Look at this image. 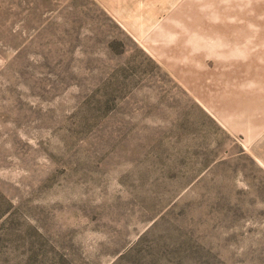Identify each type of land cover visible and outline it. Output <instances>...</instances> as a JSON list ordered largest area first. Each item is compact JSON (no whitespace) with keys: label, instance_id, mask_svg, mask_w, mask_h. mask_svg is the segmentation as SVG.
<instances>
[{"label":"rangeland","instance_id":"obj_1","mask_svg":"<svg viewBox=\"0 0 264 264\" xmlns=\"http://www.w3.org/2000/svg\"><path fill=\"white\" fill-rule=\"evenodd\" d=\"M0 264H264V0H0Z\"/></svg>","mask_w":264,"mask_h":264},{"label":"crops","instance_id":"obj_2","mask_svg":"<svg viewBox=\"0 0 264 264\" xmlns=\"http://www.w3.org/2000/svg\"><path fill=\"white\" fill-rule=\"evenodd\" d=\"M118 13H119V12H118ZM121 23H122L123 25H125L124 21H121ZM147 28L149 29V28H150V25L147 26ZM143 29H144V28H143Z\"/></svg>","mask_w":264,"mask_h":264}]
</instances>
